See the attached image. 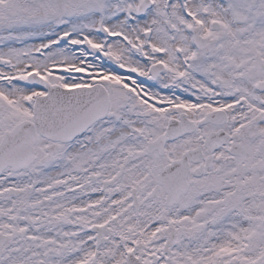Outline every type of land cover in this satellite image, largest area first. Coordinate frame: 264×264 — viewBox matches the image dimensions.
<instances>
[{
	"label": "snow or ice",
	"instance_id": "obj_1",
	"mask_svg": "<svg viewBox=\"0 0 264 264\" xmlns=\"http://www.w3.org/2000/svg\"><path fill=\"white\" fill-rule=\"evenodd\" d=\"M0 264H264V0H0Z\"/></svg>",
	"mask_w": 264,
	"mask_h": 264
}]
</instances>
